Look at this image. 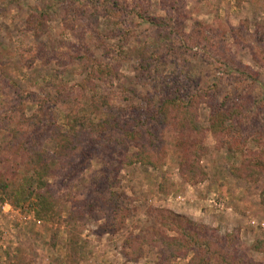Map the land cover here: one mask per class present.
I'll list each match as a JSON object with an SVG mask.
<instances>
[{
  "label": "rangeland",
  "instance_id": "rangeland-1",
  "mask_svg": "<svg viewBox=\"0 0 264 264\" xmlns=\"http://www.w3.org/2000/svg\"><path fill=\"white\" fill-rule=\"evenodd\" d=\"M112 1L0 0V118H13L11 123H0V172L9 179L24 173L23 158L15 153L18 144L28 145L31 136L47 150L54 147L48 134L35 128L24 129L19 142L8 145L19 117L17 107L22 105L29 116L43 96H55L52 119L65 128V115L75 106L76 85L87 74L82 63L72 61L71 57L84 51L110 61L118 46L112 19L102 14ZM117 1L122 7L138 8L136 0ZM174 1L140 3L142 10H149L151 18L166 23L174 18L175 32L169 39V27L164 24L131 18L132 36L124 48L146 46L151 69L147 83L137 84L138 57H114L112 62H116L120 76L112 81H97V90L104 95L113 93L110 103L125 107L132 123L145 113L142 95H153L154 86L164 78L174 82L179 79L177 75L185 77L182 86L194 95V109L203 128L199 135L189 130L180 133L205 151H199L195 158L205 179L189 183L184 178L170 127L163 133L155 130L156 144L160 143L159 151L164 153L155 159L154 166L130 163L129 156L136 151L134 146L123 148L105 140L102 153L92 154L75 177L74 173L73 177L66 173L56 182L48 178L60 199L58 215L52 221L36 218L34 197L16 196L13 205L0 194V264L14 261L13 257L25 264H185L191 253L184 258L161 256L160 245L149 243L155 228L166 236L174 235L157 224L156 209L183 214L221 235L236 233L245 253L254 260L264 256V167L241 166L242 156L250 155L249 150H256V146L249 142L242 152L232 153L222 145L221 137L208 128L209 102L220 103L246 92L264 105V0ZM43 11L41 26L37 30L31 28L30 16ZM94 16L96 20L92 21ZM236 67H249L257 73V80L253 84L241 83L243 77L235 71ZM205 90L206 94H202ZM23 101L29 103L20 104ZM257 109L253 107L252 112L257 114ZM117 134L118 131H112L104 136ZM106 172H115L113 190L120 198H128L132 209L124 224H114L112 228L113 223L106 224L110 218L76 204L81 210L74 223L76 227L66 226L69 211L75 206L72 201L84 202L92 197L97 186L92 177L97 179ZM69 232L77 238L75 263L65 260ZM144 237L148 239L142 241ZM255 246H259V251H254Z\"/></svg>",
  "mask_w": 264,
  "mask_h": 264
},
{
  "label": "trees",
  "instance_id": "trees-1",
  "mask_svg": "<svg viewBox=\"0 0 264 264\" xmlns=\"http://www.w3.org/2000/svg\"><path fill=\"white\" fill-rule=\"evenodd\" d=\"M135 1V0H134ZM144 0H136L138 8L122 7L117 0L112 1L111 7L103 8L102 14L110 16L113 22V31L117 33V48L110 61H103L91 56L84 51H77L71 57V60H79L87 74L84 79L77 84V94L74 96L75 106L71 107L65 115V128L57 126L52 119L51 106L55 104V96H43L38 100L32 114L26 116L24 108L19 105V117L16 125L12 128L11 139L8 145L13 142H19V137L24 134V129H40L46 132L53 143L54 147L47 150L37 144L35 138L30 136L29 144H18L16 154L20 153L23 158L24 173L17 175V178L9 179L4 173L0 172V194L6 197L11 204L15 205V197L35 198V216L43 221H52L57 217V206L60 203L56 195V189L51 188L48 178H53L54 182L61 175L66 173L70 177L76 176L83 168L92 154L102 153L106 148L105 140H109L118 146L125 148L132 145L136 151L129 156L132 161L145 163L149 166L155 165V159L161 157L164 153L159 151L160 143L156 144L157 134L163 133L166 128L173 129L175 147L179 153V169L182 171L184 178L189 183L203 181L206 177L204 170L197 164L196 157L200 151L204 154L200 144L194 143V140L185 139L180 132L189 130L199 135L202 125L198 122L197 111L194 109L193 94L186 92L187 89L182 86L185 77L169 81L162 79L158 86H154L153 95H142L141 101L145 105V113L132 120L123 106L112 105L111 99L114 94H100L97 90L100 81H112L117 79L118 66L113 63L114 57H138L136 80L138 85L147 83V78L151 74L150 62L144 44L133 46L125 49L124 43L132 36L133 22L131 18H139L156 25L164 24L169 27L166 33V39L175 32L173 25L174 18L171 17L166 23L162 19H154L148 16V9L142 10L140 3ZM176 3V0L174 1ZM174 8V6H172ZM44 12V13H43ZM31 15L28 22L29 26L37 30L42 23L41 18L45 11ZM92 15V14H91ZM95 18L92 19L96 20ZM89 19V17H87ZM135 24V23H134ZM84 50V49H83ZM240 73L243 81H249L253 84L257 80V73L249 67L235 68ZM96 81V82H95ZM252 91V90H251ZM250 91V96L252 95ZM202 92V94H206ZM157 94V95H155ZM238 98L229 97L222 102H209L211 108L208 115L209 131L220 136L222 145L228 151L234 153L237 150L243 151V146L251 142L256 146V150H249L250 155L242 156L241 166L249 167L250 164L258 168L264 167V105L249 94L242 92L236 95ZM228 100V101H227ZM28 104L23 101L20 104ZM253 107H257V114L253 113ZM0 118V123H11L12 116L8 119ZM5 121V122H3ZM4 124V125H5ZM2 124H0V131ZM112 131H118L117 135H111L106 138L104 135ZM238 141L241 146H238ZM195 149L191 150V146ZM247 152V151H245ZM124 159L125 155L122 156ZM1 159V157H0ZM263 169V168H262ZM237 171V170H236ZM238 172V171H237ZM115 172L101 175L92 180L96 181L97 186L93 190V196L83 201H72L74 208L70 209L66 226L72 229L76 227L74 223L80 218L78 205L88 207V212L92 209L98 211L101 217L110 218L107 223L113 225H123L124 219L132 212L129 208L128 198L119 197L113 188L116 185ZM78 175V174H77ZM235 175V173H234ZM238 175V174H236ZM15 179H18L17 182ZM57 188V187H56ZM163 192L164 189L160 188ZM134 201V200H133ZM91 209V210H90ZM154 219L157 224L164 230L174 232L172 236H166L162 231H153L149 243L160 245L158 253L161 256L171 258H184L191 253L190 259L185 264H264V256L261 260H254L240 248L239 238L236 233L219 234L214 228L205 224H199L187 218L183 214L175 213L171 210H154ZM151 227V226H150ZM70 233V232H69ZM65 244L66 258L70 263L77 260L78 246L77 238L69 234ZM148 238L144 237L142 241ZM254 251H259V246H255ZM9 257L8 259H10ZM15 258V259H14ZM5 264H25L21 259L13 257ZM164 261V260H162ZM161 261V262H162ZM163 263V262H162Z\"/></svg>",
  "mask_w": 264,
  "mask_h": 264
}]
</instances>
